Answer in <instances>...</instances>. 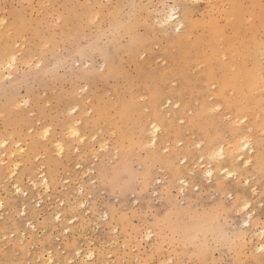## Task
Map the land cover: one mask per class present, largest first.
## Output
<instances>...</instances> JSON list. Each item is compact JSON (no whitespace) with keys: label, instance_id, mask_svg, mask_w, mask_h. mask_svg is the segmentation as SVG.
I'll list each match as a JSON object with an SVG mask.
<instances>
[{"label":"rangeland","instance_id":"1","mask_svg":"<svg viewBox=\"0 0 264 264\" xmlns=\"http://www.w3.org/2000/svg\"><path fill=\"white\" fill-rule=\"evenodd\" d=\"M0 21V264H264V0H0ZM239 137L246 165L204 156Z\"/></svg>","mask_w":264,"mask_h":264},{"label":"bare ground","instance_id":"2","mask_svg":"<svg viewBox=\"0 0 264 264\" xmlns=\"http://www.w3.org/2000/svg\"><path fill=\"white\" fill-rule=\"evenodd\" d=\"M173 9V8H172ZM174 10V9H173ZM173 10H170V11H168L167 13H165L164 14V16H163V19H164V21L166 20V19H168L169 18V16L170 15H172L173 14ZM178 13V12H177ZM176 13V11H175V13H174V18H172V19H168V22H167V24L168 25H174L177 21V19H178V17H176L178 14ZM177 14V15H176ZM180 18V17H179ZM180 20V19H179ZM176 21V22H175ZM166 24V23H165ZM177 24V23H176ZM185 26V25H184ZM173 27V26H172ZM180 27H181V25H180ZM179 28V27H178ZM8 64L11 66V67H13L14 65H15V63L17 62V58H16V56H10L9 58H8ZM5 65H7V64H5ZM8 65V66H9ZM248 79V78H247ZM157 124V123H156ZM152 125V124H151ZM159 127H160V125H159ZM159 127L158 126H156V125H154L152 128H153V130H154V133H155V138H154V140H153V145L154 146H156V147H158L159 146V143H158V134H157V132L158 131H160L159 130ZM75 128H77V127H75ZM151 128V127H150ZM77 130V129H76ZM78 131V130H77ZM148 131H151L149 128H148ZM252 137V136H251ZM251 137H239V138H237V140L233 143V145L232 146H228V147H226V145H224L223 147H220V148H218L217 150H213L212 152H210V153H208V154H206V155H204L205 157H207V158H209V159H213V157L215 158V157H221V158H224V156H227L228 154L230 155V154H233V155H235L234 153H236V154H238V156L237 157H239L240 158V161H243V163H244V165H246L248 162H249V159H251V156H250V152H253L254 151V147H253V145H252V143H251ZM5 143V142H4ZM255 143V142H254ZM251 145H252V147H251ZM200 146H202V144H200ZM1 149V148H0ZM247 152V153H246ZM254 155V154H253ZM252 155V156H253ZM236 156V155H235ZM203 159V158H202ZM219 160V159H218ZM210 162V161H209ZM253 162V161H252ZM242 164V163H241ZM214 167V166H213ZM210 168V169H208V170H205V172H204V175H206V176H209V178H211V179H213V174H214V168ZM192 171V170H191ZM231 171V170H230ZM217 172V171H216ZM208 173H211V175H208ZM220 173V172H219ZM236 173V172H235ZM226 174V173H225ZM226 176H227V174H226ZM228 177V176H227ZM208 178V177H207ZM231 178V177H230ZM43 181H45L46 182V178H43ZM185 181V180H184ZM48 182V181H47ZM19 191H20V189H18ZM250 215V214H249ZM261 234H264V229L262 230V232H261ZM78 254V253H77ZM79 254H80V252H79ZM93 255V254H92ZM92 255H90V256H92ZM52 257V256H51ZM51 257L49 258V259H51ZM52 260V259H51Z\"/></svg>","mask_w":264,"mask_h":264},{"label":"snow or ice","instance_id":"3","mask_svg":"<svg viewBox=\"0 0 264 264\" xmlns=\"http://www.w3.org/2000/svg\"><path fill=\"white\" fill-rule=\"evenodd\" d=\"M175 11H176V9L173 10V14L170 15L168 19L174 18ZM168 19H166L164 21V23H167L168 22ZM0 23H4V21H0ZM46 135H47V133H46ZM225 172H226V174H227L228 177H234L235 176V173L234 172H229L227 169H225ZM208 175H211V173H208ZM181 183H183V182H181ZM253 191H255V190L253 189ZM251 209H252V205L247 200H244L243 203H242V210L245 211V212H250ZM261 211H262V213H264V206H262ZM248 219L250 220L251 219V216H249ZM260 251L262 253H264V246H262L260 248Z\"/></svg>","mask_w":264,"mask_h":264}]
</instances>
